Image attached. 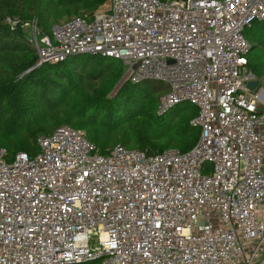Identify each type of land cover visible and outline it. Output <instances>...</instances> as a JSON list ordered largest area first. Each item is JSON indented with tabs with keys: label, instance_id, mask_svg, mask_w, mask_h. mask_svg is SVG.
<instances>
[{
	"label": "built area",
	"instance_id": "built-area-1",
	"mask_svg": "<svg viewBox=\"0 0 264 264\" xmlns=\"http://www.w3.org/2000/svg\"><path fill=\"white\" fill-rule=\"evenodd\" d=\"M264 0H108L41 34L39 63L97 54L161 81L158 114L197 107L196 145L103 154L61 125L35 155L0 147V264H264V90L244 31ZM10 25L18 22L7 17Z\"/></svg>",
	"mask_w": 264,
	"mask_h": 264
},
{
	"label": "trees",
	"instance_id": "trees-1",
	"mask_svg": "<svg viewBox=\"0 0 264 264\" xmlns=\"http://www.w3.org/2000/svg\"><path fill=\"white\" fill-rule=\"evenodd\" d=\"M108 0H0V146L12 159L19 152L40 151L39 136L61 125L86 130L103 154L117 145L148 154L168 148L186 152L198 142L191 124L197 108L179 104L158 114L161 81H125L119 59L97 54L71 56L59 63H39L38 51L22 26L37 21L43 35L64 16L94 15ZM7 17H16L15 25ZM253 46L248 67L258 82L264 78V21L244 31ZM88 264V263H86Z\"/></svg>",
	"mask_w": 264,
	"mask_h": 264
},
{
	"label": "rangeland",
	"instance_id": "rangeland-1",
	"mask_svg": "<svg viewBox=\"0 0 264 264\" xmlns=\"http://www.w3.org/2000/svg\"><path fill=\"white\" fill-rule=\"evenodd\" d=\"M108 9V2H107V4H105L104 6H102L99 10H102V11H106ZM77 15H74V16H64L62 19H59L58 21H56L54 24H56V23H59V22H65V21H67V20H70V19H72L73 17H76ZM27 33H28V36H30L31 37V31L30 30H27ZM252 73V72H251ZM253 74V73H252ZM256 79V77H255V75H254V80ZM257 80V79H256ZM261 90H264V78H262V79H260V83H259V85H258V87H257V92L258 91H261ZM254 91H256V90H254ZM187 104V103H186ZM190 105H192V104H190ZM191 107H194V108H197L196 106H194V105H192ZM78 129V128H77ZM84 130V129H83ZM51 134V133H50ZM1 147V146H0ZM1 148H4V147H1ZM15 157V156H14ZM9 160H11L10 158H9Z\"/></svg>",
	"mask_w": 264,
	"mask_h": 264
},
{
	"label": "water",
	"instance_id": "water-1",
	"mask_svg": "<svg viewBox=\"0 0 264 264\" xmlns=\"http://www.w3.org/2000/svg\"><path fill=\"white\" fill-rule=\"evenodd\" d=\"M258 85H259V82H258V80H252L250 83H249V86L254 90V89H256L257 87H258Z\"/></svg>",
	"mask_w": 264,
	"mask_h": 264
},
{
	"label": "bare ground",
	"instance_id": "bare-ground-1",
	"mask_svg": "<svg viewBox=\"0 0 264 264\" xmlns=\"http://www.w3.org/2000/svg\"><path fill=\"white\" fill-rule=\"evenodd\" d=\"M254 90H256V92H257V88H256V89H254Z\"/></svg>",
	"mask_w": 264,
	"mask_h": 264
},
{
	"label": "crops",
	"instance_id": "crops-1",
	"mask_svg": "<svg viewBox=\"0 0 264 264\" xmlns=\"http://www.w3.org/2000/svg\"><path fill=\"white\" fill-rule=\"evenodd\" d=\"M167 86V85H166ZM262 91V90H261Z\"/></svg>",
	"mask_w": 264,
	"mask_h": 264
}]
</instances>
